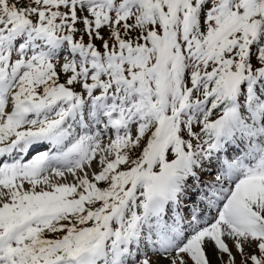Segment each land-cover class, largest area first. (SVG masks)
Masks as SVG:
<instances>
[{
	"label": "snow or ice",
	"instance_id": "snow-or-ice-1",
	"mask_svg": "<svg viewBox=\"0 0 264 264\" xmlns=\"http://www.w3.org/2000/svg\"><path fill=\"white\" fill-rule=\"evenodd\" d=\"M0 264H264V0H0Z\"/></svg>",
	"mask_w": 264,
	"mask_h": 264
}]
</instances>
